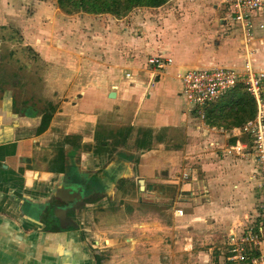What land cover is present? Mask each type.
I'll list each match as a JSON object with an SVG mask.
<instances>
[{"label":"crops","instance_id":"obj_1","mask_svg":"<svg viewBox=\"0 0 264 264\" xmlns=\"http://www.w3.org/2000/svg\"><path fill=\"white\" fill-rule=\"evenodd\" d=\"M214 1L219 11L222 7L229 11L222 0H172V6L138 9L119 19L85 14L88 17L77 23V14L58 9L66 26L61 28L63 35H56L63 44L52 49L64 55L57 63H46L43 109L53 110L42 134L37 129L43 110L33 95L28 99L34 109L25 111L18 101L36 87V81L23 73V63L16 67L5 63L11 83L0 93V264H169L171 258L180 259L179 252L193 256L194 240L200 238H183L179 232L215 218L211 213L204 218L210 204L198 202L210 198L214 190L242 199L228 223L229 237L258 236L234 261L229 259L236 255L237 245L230 241L225 264H252L264 256V235L259 233L264 227L260 165L250 149L246 156L226 150L248 141V136L233 133L240 127L209 126L193 108L185 111L179 99L185 71L219 66L242 70L247 60L256 68L264 67V28H260L264 21L257 28L254 24L246 41L230 11L224 18L212 12ZM182 4L188 11L176 15L174 6ZM260 16L264 12L254 19ZM44 18L46 26L58 24L54 13ZM232 21L239 25L235 36L228 32ZM204 34L206 39L215 37L211 39L216 50L195 59V47L183 48L180 42L188 38L198 42ZM31 48L41 52L36 45ZM155 56L172 58L173 63L158 70L148 63ZM112 92L115 98L109 97ZM71 176L82 182L71 185ZM93 177L98 188L95 204L77 210L74 219L66 218L55 193L76 187L83 200ZM140 180L145 182L143 192ZM183 197L188 205L181 203ZM173 198L184 214H177L170 204V224L159 218L132 222L141 215L138 207L155 202L161 206ZM53 202L59 205L53 207ZM56 206L59 220L56 215L52 218ZM204 239L199 245L209 244ZM204 249L198 253L208 255Z\"/></svg>","mask_w":264,"mask_h":264},{"label":"rangeland","instance_id":"obj_2","mask_svg":"<svg viewBox=\"0 0 264 264\" xmlns=\"http://www.w3.org/2000/svg\"><path fill=\"white\" fill-rule=\"evenodd\" d=\"M31 1L36 0H0V41H2V46L0 45L2 52L1 59H6L5 61L10 63V65H13V67H16V63H23L25 66L23 73L28 75L30 81L31 78L36 81V87L29 88V91L26 93L25 97L28 99V97L33 95L32 97L34 98L37 108L39 110H43V108L47 107V102H45L43 99L44 91L47 89V84L44 82L46 74L45 72L49 71L47 69L46 63L48 61L57 63L61 59V55H64L63 52L60 54L58 50H56V53L52 48L54 46L59 48L63 44L62 42L58 41V37L59 35L64 34L65 31L61 30V28L63 26L65 27L66 24L65 18L62 16L61 12H59L60 10H58L59 8L56 0H37L35 3L36 7L35 5L32 7L30 6ZM168 5L172 6L173 4L172 2H169ZM212 5V12L217 11L220 18L228 17L227 14L229 11H227L224 7L220 8L219 11L218 1H214ZM174 8H176V11H174L176 15H180L188 11V8L185 9L186 7L183 4L181 6L176 5ZM53 13L56 14L58 18V20H56L58 24H55L54 26H46V24H44L45 14L53 15ZM82 14L83 13H79L75 15L77 19H79L76 21L77 23L81 22V19L88 17L87 15L83 14L84 17L81 18ZM261 20L264 21L263 16L256 17L254 19L256 28L259 26V21ZM91 21H93V19H90L88 22L91 23ZM24 23L28 25L26 28H22ZM41 29L44 32H42ZM238 29L239 25L232 21L228 28V32L230 35L235 36L236 30ZM75 33L76 32H73L71 37V43L73 44L74 48L76 45ZM56 35L58 37H56ZM201 36L204 38H201V40L198 42H195V40L193 41L190 38L186 40L182 39L180 42L183 48H188L190 46L191 49H194L195 47V59H200L199 57L203 58L204 54H212V52L216 50L215 45L212 43V39L215 37H211L212 39H206L205 34ZM37 39L39 41L36 43ZM196 43L198 44L196 45ZM31 45H36L38 49L41 50V52L34 51L31 48ZM178 90L179 93H181L183 90L181 89L180 85H178ZM179 99L182 108L185 111L189 108H192V105L185 99L184 95L180 96ZM201 120L202 122L205 121L203 119ZM198 151L199 150H197V152ZM214 191H210V198L202 197V199L198 202L200 203L201 201H206V204H210V211L207 212V216H203L204 218H208L210 213L213 214L215 218L209 217L208 219L210 221L207 220V223L204 224L206 225L205 228H203L204 225H199L198 228L190 227L189 229H185V227L180 229L181 232H179L180 236L183 238H187L191 235L193 237L196 236L197 238H200V242H196L197 240H194V255L189 256L185 251L179 252L180 259L177 261L172 260L171 258V261H168L169 264H225V256L227 255L229 248L228 244L231 241V238L229 237L231 226L228 227V223L229 221L231 222L233 216L237 214L238 209L236 205L238 204L236 203L240 202L241 204L242 199H240L239 195L236 197L235 195H231L229 193L224 194L218 190ZM185 199L187 198L183 197L181 203L188 205L189 202L185 201ZM198 202L196 203L198 204ZM170 204H173L174 209H176L177 214H179L178 211L182 210L180 209L182 206L176 205L175 199H169V201H166L164 205L161 206H156L155 202L149 205L138 207V210L141 211V215L139 217H137L138 215L134 216L132 218V222H140L144 220L153 221L156 220V218H159L160 220H163L164 223L170 224L172 221V214L167 209ZM221 209L222 211H220ZM130 210H135V207L131 206ZM221 221H223L224 224ZM204 236L208 239L206 242H209V244H204L205 246L199 245L203 240H205ZM201 248H205L204 250L208 252V255L198 253ZM210 248L212 250H210ZM165 255L168 254L165 253Z\"/></svg>","mask_w":264,"mask_h":264},{"label":"built area","instance_id":"obj_3","mask_svg":"<svg viewBox=\"0 0 264 264\" xmlns=\"http://www.w3.org/2000/svg\"><path fill=\"white\" fill-rule=\"evenodd\" d=\"M222 3L229 7V17L240 24L244 39L248 41L254 32V17L264 12V0H222ZM30 6H34V1L30 2ZM260 28L263 29L264 25H260ZM148 63L158 70H165L173 63V59L155 56L150 58ZM127 76L130 77V74ZM180 79L185 99L203 120H205V108L211 102L218 100L239 84L245 86L255 100L256 115L233 131L247 135L248 141H239L226 150L228 154L236 156H246L249 149L254 152L260 165L259 186L264 189V67L256 68L250 60H247L242 70L222 66L213 69H191L185 71ZM178 212L183 216V210ZM259 233L264 235V227L259 229ZM257 241L258 236L255 234L241 238L233 236L231 242L237 245L233 250L236 255L229 260L234 261L242 257L245 244ZM252 264H264V256L253 259Z\"/></svg>","mask_w":264,"mask_h":264},{"label":"trees","instance_id":"obj_4","mask_svg":"<svg viewBox=\"0 0 264 264\" xmlns=\"http://www.w3.org/2000/svg\"><path fill=\"white\" fill-rule=\"evenodd\" d=\"M59 9L66 15L79 13L88 15L109 14L124 18L138 9H157L172 0H56ZM52 108V107H51ZM53 110V109H51ZM256 115L254 98L244 85L239 84L205 108V121L209 126L232 129L241 127ZM52 120V111L44 113L38 134L47 130ZM90 198V197H89ZM101 198V197H100ZM88 199V198H87ZM55 220H58L55 218ZM55 227V226H53ZM100 260V256L96 257Z\"/></svg>","mask_w":264,"mask_h":264},{"label":"flooded vegetation","instance_id":"obj_5","mask_svg":"<svg viewBox=\"0 0 264 264\" xmlns=\"http://www.w3.org/2000/svg\"><path fill=\"white\" fill-rule=\"evenodd\" d=\"M2 44V41H0V45ZM2 46V45H1ZM2 58V55L0 56V93H2L4 90H5V86H6V88L10 85V83H11V78L8 80L7 79V77H6V74L8 75V72L10 71V69L9 68H5V63H6V65L8 64L5 60L6 59H1ZM9 76H11L10 74H9ZM5 84H7V85H5ZM9 84V85H8ZM19 102H20V106H23V110H25V109H27V110H31V109H34L33 108V104L31 103V101L29 100V99H19L18 100ZM17 104L18 103H16L15 102V108H16V106H17ZM50 108V107H49ZM49 108H47V109H45V111H44V109H43V115H44V113L45 112H47V111H51V109L52 108H50V110H48ZM47 110V111H46ZM26 111V110H25ZM70 177V176H69ZM96 177H93V178H91V179H89V181H87V185H86V189H87V196L85 195V198H83V200H82V194H81V192H79V188H76V187H71V188H64L66 191L68 190H70L71 191V193L70 194H72L73 196H74V200L73 201H68L67 203H62V201H61V204H62V206H60V208H62V209H64V211H66V218H68V219H74V218H76V216H77V210H83L87 205H91V204H95V202H96V200H95V197H96V193H97V191L96 190H98V188H96V186H95V181H96V179H95ZM71 185H75L76 183H77V185H78V183L80 184L82 181H81V179H79L78 177H75V176H71ZM97 182H98V180H97ZM77 189V190H76ZM75 191V192H74ZM76 191H78V192H76ZM90 197V198H89ZM88 198V199H87ZM100 199H103L102 197L100 198ZM100 199H98L97 200V202L100 200ZM80 200H82V203H80L81 201ZM74 202H78V204H76V203H74ZM80 203V204H79ZM56 204H58L59 205V203H52V205H53V207L55 206ZM57 208H59V207H57L56 206V208H54L53 209V219H54V216L56 215V210H57ZM56 218H58V220H59V217H57V216H55ZM52 219V221L51 222H49V223H53V220ZM68 221V220H67ZM48 222V221H47ZM69 224V223H68ZM46 226H49V224H46ZM68 227V229H69V227L70 226H67Z\"/></svg>","mask_w":264,"mask_h":264},{"label":"water","instance_id":"obj_6","mask_svg":"<svg viewBox=\"0 0 264 264\" xmlns=\"http://www.w3.org/2000/svg\"><path fill=\"white\" fill-rule=\"evenodd\" d=\"M110 98H115L116 94L114 92H112L109 95ZM38 172L35 173V176L37 177ZM140 184V190L143 192L145 191V182L144 180H140L139 181ZM56 199H60L62 200L64 203H67L68 201H73L74 200V196L72 194L69 193V191L65 190L64 188L59 189L56 193H55V197ZM66 198H69L70 200H67ZM56 216L59 217L58 213L56 212ZM133 239L127 238L126 242L131 243ZM92 247L96 248L97 247V243H91Z\"/></svg>","mask_w":264,"mask_h":264}]
</instances>
